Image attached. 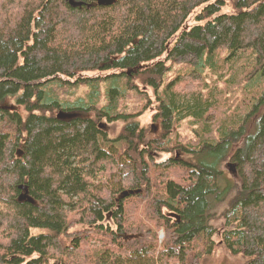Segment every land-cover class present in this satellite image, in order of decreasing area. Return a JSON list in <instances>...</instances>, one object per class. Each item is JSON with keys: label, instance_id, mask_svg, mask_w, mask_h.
I'll return each instance as SVG.
<instances>
[{"label": "trees", "instance_id": "1", "mask_svg": "<svg viewBox=\"0 0 264 264\" xmlns=\"http://www.w3.org/2000/svg\"><path fill=\"white\" fill-rule=\"evenodd\" d=\"M75 1L0 0V264H264V0Z\"/></svg>", "mask_w": 264, "mask_h": 264}, {"label": "rangeland", "instance_id": "2", "mask_svg": "<svg viewBox=\"0 0 264 264\" xmlns=\"http://www.w3.org/2000/svg\"><path fill=\"white\" fill-rule=\"evenodd\" d=\"M84 89V88H83ZM80 92V91H79ZM122 126L121 122H114V123H104V129L109 134L110 137H116L120 131V128ZM164 156H160V158H163ZM182 158L184 160L192 159L193 156L191 155H182ZM225 170L228 172V169L231 167L224 166ZM233 169V167H232ZM222 220L220 218H217V220L214 221L215 224L221 223ZM162 238V236H161ZM214 239L216 242H219L220 237L217 234ZM245 262V258L242 256H231L228 252V250L225 248L223 244L219 245L216 248V251L214 252V255L208 260L207 264H243Z\"/></svg>", "mask_w": 264, "mask_h": 264}, {"label": "water", "instance_id": "3", "mask_svg": "<svg viewBox=\"0 0 264 264\" xmlns=\"http://www.w3.org/2000/svg\"><path fill=\"white\" fill-rule=\"evenodd\" d=\"M110 1H112V0H98L97 3H98L99 5H104V4H106V3L110 2ZM70 4L73 5V6H81V5H82V2H77V1H75V0H70ZM153 111H154V109H149V110H148V116H150V114H151ZM21 197H22V196H21ZM125 238H127V237H125Z\"/></svg>", "mask_w": 264, "mask_h": 264}, {"label": "bare ground", "instance_id": "4", "mask_svg": "<svg viewBox=\"0 0 264 264\" xmlns=\"http://www.w3.org/2000/svg\"><path fill=\"white\" fill-rule=\"evenodd\" d=\"M64 78V77H63ZM55 81V80H54ZM21 92V91H20ZM19 95V94H18ZM14 97V96H13ZM17 106V105H16ZM14 110V109H13ZM12 112V111H11Z\"/></svg>", "mask_w": 264, "mask_h": 264}, {"label": "flooded vegetation", "instance_id": "5", "mask_svg": "<svg viewBox=\"0 0 264 264\" xmlns=\"http://www.w3.org/2000/svg\"><path fill=\"white\" fill-rule=\"evenodd\" d=\"M75 115V113H73Z\"/></svg>", "mask_w": 264, "mask_h": 264}]
</instances>
